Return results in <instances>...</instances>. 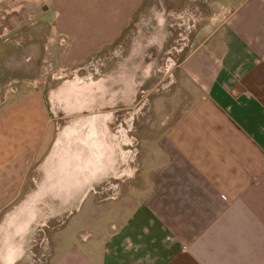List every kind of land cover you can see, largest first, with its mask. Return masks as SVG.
<instances>
[{"label": "crops", "instance_id": "obj_1", "mask_svg": "<svg viewBox=\"0 0 264 264\" xmlns=\"http://www.w3.org/2000/svg\"><path fill=\"white\" fill-rule=\"evenodd\" d=\"M42 2L66 36L53 49L66 65L115 41L142 0ZM216 2L220 21L185 60L189 100L173 113L163 98L174 116L145 138L124 192L66 188L69 219L89 201L54 235L50 264H264V0ZM48 126L37 89L0 103V213L23 191Z\"/></svg>", "mask_w": 264, "mask_h": 264}, {"label": "rangeland", "instance_id": "obj_2", "mask_svg": "<svg viewBox=\"0 0 264 264\" xmlns=\"http://www.w3.org/2000/svg\"><path fill=\"white\" fill-rule=\"evenodd\" d=\"M216 3L142 0L115 41L84 61L60 65L53 49L66 36L53 31L49 18L39 14L46 4L42 0H0V103L17 90L37 89L49 121L43 153L29 167L23 191L0 213V234L12 220L7 221L9 214L27 218L20 256L11 264H50L54 235L67 231L69 222L85 210L89 199L69 219L73 206L60 199L66 196L64 184L74 181L72 171L86 165L84 156L78 160L69 156L71 147L77 145L74 137L82 129H93L100 120L115 145L111 172L99 177L90 193L111 198L128 188L131 171L144 153L145 138L159 133L166 119L189 100L185 92L193 82L185 60L198 44L201 29L220 21L221 6ZM126 79L135 85L130 100L124 92ZM102 87L108 101L120 95L114 106L70 110L72 102L78 103V98L89 102ZM104 115L110 120L104 121ZM2 239L0 235V247Z\"/></svg>", "mask_w": 264, "mask_h": 264}, {"label": "bare ground", "instance_id": "obj_3", "mask_svg": "<svg viewBox=\"0 0 264 264\" xmlns=\"http://www.w3.org/2000/svg\"><path fill=\"white\" fill-rule=\"evenodd\" d=\"M111 84H113V82ZM106 94V88L102 87L97 90V93L94 96L88 98L89 102L86 98H78V103L77 101L72 102V104H70V110L81 108L86 109L94 105L99 108L108 105L109 107L114 106V102L119 99L120 95H113V98H110V101H108L109 99L106 98ZM104 116L106 117V115ZM109 118L110 117L107 116L105 119L103 118V120H110ZM95 125L96 126H94L93 129H82L83 132L79 133L80 136L74 137V142L77 145L71 147L69 156H72L73 159L77 160L80 156H84L86 165L77 167L75 171H72L74 181L64 184L63 187L65 190L66 188H71L73 186L74 188L87 187L90 184L95 183L104 173L111 172V163H113L112 161L115 158V145L113 140H111L112 138H108L109 134L107 132L108 130L105 128L106 126L104 125V122L98 120ZM91 126L93 127L90 123V127ZM59 141L54 143L55 147H57ZM54 151L55 148L53 149V152ZM85 155L88 156V159ZM65 198L66 196L64 198L61 197L60 199L65 201ZM26 219V217L22 216L17 220H10L8 225L5 226V230H2L3 232L0 234L1 237L4 238L2 239L0 247V261L2 264H11L15 258L20 256L19 244L25 234ZM31 219H29V221Z\"/></svg>", "mask_w": 264, "mask_h": 264}, {"label": "flooded vegetation", "instance_id": "obj_4", "mask_svg": "<svg viewBox=\"0 0 264 264\" xmlns=\"http://www.w3.org/2000/svg\"><path fill=\"white\" fill-rule=\"evenodd\" d=\"M128 81H125L124 80V82H125V84H126V87H125V89H127V91H126V99L127 100H130V98H131V96H132V92H133V89H135V85H133L132 84V82L129 80V79H127ZM115 82L113 81V84H114ZM133 88V89H132Z\"/></svg>", "mask_w": 264, "mask_h": 264}, {"label": "built area", "instance_id": "obj_5", "mask_svg": "<svg viewBox=\"0 0 264 264\" xmlns=\"http://www.w3.org/2000/svg\"><path fill=\"white\" fill-rule=\"evenodd\" d=\"M66 38H64L63 36L60 37V43H65Z\"/></svg>", "mask_w": 264, "mask_h": 264}]
</instances>
